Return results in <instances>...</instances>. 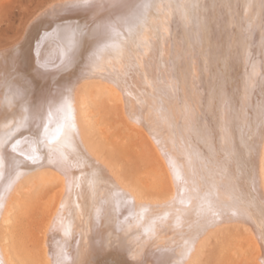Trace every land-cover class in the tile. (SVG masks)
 I'll return each instance as SVG.
<instances>
[{"label":"bare ground","instance_id":"obj_1","mask_svg":"<svg viewBox=\"0 0 264 264\" xmlns=\"http://www.w3.org/2000/svg\"><path fill=\"white\" fill-rule=\"evenodd\" d=\"M53 7L104 11V18L98 32L52 27L26 38L27 84L7 92L25 103L11 117L27 116L14 118L10 133L23 128L21 148L41 159L18 149L20 167L8 170L0 148V264L31 263L39 240L17 208L57 180L59 199L52 192L42 204L52 210L41 230L44 264H194L213 230L229 221L254 234L264 264V0ZM15 57L1 51L0 70ZM108 84L164 160L173 186L166 202L139 198L87 138L112 129L100 105Z\"/></svg>","mask_w":264,"mask_h":264},{"label":"rangeland","instance_id":"obj_2","mask_svg":"<svg viewBox=\"0 0 264 264\" xmlns=\"http://www.w3.org/2000/svg\"><path fill=\"white\" fill-rule=\"evenodd\" d=\"M63 1L68 0H0V52L3 51L4 55H8V58L10 55L16 54L15 65L11 66V64H8V67L11 66L9 70H5L4 66L0 70V96L2 94L1 97L6 99H3V107L1 108L3 109L6 105L8 106L3 111L0 109V148L6 154V168L8 170L19 168L21 163V160L16 158L13 150L10 149L13 145V140H19L20 138V141H22L23 138L25 140L27 137L26 133L22 130L23 128L16 134L10 133L12 128L10 126L12 124L9 123L13 122L14 118L15 120L19 119L17 121L21 120V122H24L27 114L23 112L22 119L19 118L20 116L18 118L11 117L10 112L14 107L18 110L25 103L20 102L19 98L17 102L13 101L8 93L12 89V86L17 89L27 84L24 78L28 63L24 61L23 57L26 54L24 49L25 51L29 50V45L32 43L26 46V42H28L26 38L29 36L30 40L34 39L42 31L52 27L71 26L79 34L82 31L80 34L82 35L85 32L90 33L94 26H96L95 29L98 32L101 21L104 18L102 15L104 11L94 12L86 8L62 10L63 12L67 11L66 13H62L61 10L57 11V13L53 12L55 10L53 6L56 7V5L63 3ZM52 7L54 10H52ZM51 13L55 14L51 15ZM18 65L23 69L18 67ZM17 67L18 69H16ZM4 70L5 72H3ZM5 73L10 76L8 77ZM2 82L4 83L2 84ZM9 99H11L10 102ZM100 105L102 114L109 117L112 129L109 131L108 129L105 130L98 127L92 135H87L95 152L109 165L115 176L136 193L139 198H143L144 200H164L163 202H166L172 193L173 186L169 172L159 151L153 145L148 135L143 130L132 125L126 118L119 93L109 84L103 87ZM9 117L12 119L9 120ZM2 123L4 126L1 125ZM30 127L29 130H35L32 126ZM106 131L109 132L107 133ZM60 190L61 183L60 180H57L50 193H57L56 198L58 200ZM50 193H44L37 199H30L26 207L20 206L17 208V211L20 209L18 212L21 214L18 213L17 216L25 217L24 226H28L32 234L39 240L38 244L33 248L34 255L30 264L45 263L40 254L43 240L41 230L46 224L49 215L52 214V210L46 213L43 211L44 205L42 204L47 200ZM19 220L17 219L18 224H15L22 226L21 220ZM233 224L234 226L241 225V227L236 228ZM223 226L225 227L215 229L216 231L213 230V233L199 251L194 264H260V249L254 234L243 227L244 225H236L232 221L227 222V226L224 223ZM112 255L113 253H111Z\"/></svg>","mask_w":264,"mask_h":264},{"label":"snow or ice","instance_id":"obj_3","mask_svg":"<svg viewBox=\"0 0 264 264\" xmlns=\"http://www.w3.org/2000/svg\"><path fill=\"white\" fill-rule=\"evenodd\" d=\"M85 2H86V0H85ZM22 143H23V141H19V140L16 141L12 146V150L17 151L19 149L21 155H26L28 157V159L32 160L33 162H36V161L41 159V157L32 149H29L28 152H25L23 150V148H21ZM138 264H141V262H138ZM162 264H163V262H162Z\"/></svg>","mask_w":264,"mask_h":264}]
</instances>
